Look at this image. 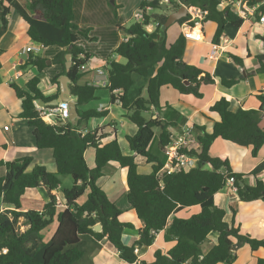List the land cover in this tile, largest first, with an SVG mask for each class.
<instances>
[{"label":"trees","instance_id":"trees-1","mask_svg":"<svg viewBox=\"0 0 264 264\" xmlns=\"http://www.w3.org/2000/svg\"><path fill=\"white\" fill-rule=\"evenodd\" d=\"M74 0H28L21 5L16 0H0V39L8 30V16L14 12L27 25V38L43 49L57 47L61 51L52 59L53 65L63 68L61 75L50 80L59 87L57 79L67 76L71 96L77 102L80 120L75 124L51 125L39 116L34 102H50L58 97L45 96L40 88V76L48 67L46 59L30 55L22 66L36 68L37 75L25 84L24 88L15 83L9 84L14 97L20 101L21 111L18 119L26 122L32 130L35 147L38 150H50L54 160L55 171L49 172L43 165H32L31 157L12 161H1L4 176L0 177V264H85L91 251H95L104 238L118 252L123 264L137 262L136 247H150L158 232L163 231L166 243L174 246L163 253L154 252L151 263L141 264H232L235 252L242 246H248L251 252L264 249V236L260 239L249 234H242L233 222L225 221V211L214 204V196L233 178V187L239 201L249 203L264 200V182L257 177L264 171V161L249 174H238L231 170L226 155L211 157L210 147L217 139L242 148L251 147L252 157H256L264 145V129L259 124L264 117V95L257 92L260 103L257 110H230L229 101L222 97L209 107L210 113L219 116L214 122L212 132L198 129L197 151L187 153L196 156V168L179 171L170 175L157 176L166 161V148L171 142L169 128L171 124L158 118L145 117L151 109H159L160 90L169 87L181 95H191L202 99L201 87L214 84L215 76L183 61L187 38L181 33L169 46L166 35L159 41V33L167 16L160 7V0H145L140 4L143 21L135 22L122 29L126 40L114 50V54L125 60L124 64L115 60L106 62L108 85L99 88L95 85L79 84L86 70L80 67L87 64L91 54L77 45L80 37H88V30H82L73 23ZM222 0H177L168 6L171 12L181 7L196 6L206 11L203 24L216 25L212 44L220 45L225 27L236 29L243 24L229 7L220 9ZM250 6L257 5L256 16L250 22L256 24L264 15V0H248ZM147 8L156 13L149 15ZM188 17L181 18L178 25H183ZM158 24L155 31L148 33L146 27ZM93 40V39H90ZM71 56V67L65 69V56ZM249 56V55H248ZM232 64L243 67V59L229 54ZM256 73L264 75V53L257 55ZM0 62V70H1ZM135 77L145 81V96L142 87L131 95L136 85ZM220 85L231 88L240 82L239 78L220 77ZM109 95V103H118L126 112L125 118L137 127L134 136H127L126 141L133 155H123L116 139L102 144L106 137L103 128H96L85 134L83 124L102 119L107 111L98 112L87 105L97 102L100 91ZM133 98V99H132ZM159 129L157 153L149 151L154 139V129ZM88 149L95 151L94 165L89 168L84 154ZM141 157L151 165L149 174L138 172L136 158ZM116 164L127 171L125 186L126 201L134 211L143 228L138 232V239L132 246L122 240L125 228L119 217L122 211L110 201L100 188L99 182L105 177L104 170L110 164ZM206 166L209 168L207 169ZM70 177L72 186L61 189L64 208H57L56 198L50 193L60 188L61 178ZM253 176L255 185L249 186L245 178ZM242 184V185H241ZM43 188L48 193L46 202L40 211H21V199L26 190ZM86 195L82 204L78 200ZM199 207L200 212L187 218H177L180 211ZM19 221L25 227L20 230ZM56 222L57 227L48 241L43 240L42 231ZM99 224L101 232H94ZM217 234L216 243L206 252L202 244L209 235ZM92 243L90 245V243ZM88 264V263H87ZM90 264V263H89ZM256 264H264V258L257 259Z\"/></svg>","mask_w":264,"mask_h":264},{"label":"crops","instance_id":"crops-1","mask_svg":"<svg viewBox=\"0 0 264 264\" xmlns=\"http://www.w3.org/2000/svg\"><path fill=\"white\" fill-rule=\"evenodd\" d=\"M16 1L21 5H26L28 2V0ZM78 1L81 2L80 7L84 10L88 0ZM75 5L76 0L73 1L74 19H76ZM138 14L133 15V23L128 22L129 19H124L122 15L117 20H114L113 23H111L110 30L105 31L104 35L101 37L102 41L92 43L94 44L93 49H89V51L86 49L85 51L83 47L80 46L84 52H92L96 59L93 58L87 62L85 65L86 72L79 81V84H91L94 79H98L95 69L100 67L105 68L108 60L115 59L116 62H121L120 57L117 55V57H113L114 50L122 41L126 40V35L122 29L128 28L135 22H139L136 19ZM83 15L82 12L81 17L78 18L76 22V25L79 27L84 24L82 20ZM7 20L9 23L8 30L0 39V62L2 66L0 70V108L3 109V111L0 110V162L31 157L33 162L29 169H31L33 165H43L49 172H54L55 166L52 152L50 150H38L35 147L32 130L27 126L25 121L17 118L21 111L20 101L18 99L15 101L13 100L14 93L10 89L9 84L15 83L19 87L24 88L27 81L37 75V70L31 66L22 67L29 56L33 54L25 55L21 53V50L34 45L26 36V23L14 12L8 16ZM92 24L95 27L100 26V23L97 24L95 19H92ZM178 26L179 33L176 36L168 34L169 28L166 30L167 46L171 45L181 33L187 31L186 26ZM227 26V28L225 27L224 36L219 45L220 52H218L213 59H210L209 55L212 45L211 40L216 29L215 24H203L204 39L202 41L195 42L193 40H187L194 45L187 54L186 52L184 53V62L194 65L215 76L213 85L201 87L202 99H197L191 95H181L172 88L163 87L160 90V108L156 110L151 109L150 112L145 114L147 118L152 116L153 118H158L163 122L171 124L169 128L171 137L178 136L186 127L192 128L194 137L199 133L196 128H203L207 133H211L214 122L219 121L220 118L217 114L210 113L209 107L222 97L229 101L230 110L232 112L238 109H259L260 103L255 96L257 92L260 91H262L264 95V75L256 73L257 62L254 57L264 53V26L258 25L257 23L253 24L250 20L244 22L238 29L230 25ZM155 28L156 24H154L153 27L150 24L148 28H146V31L151 33L155 31ZM197 31L198 30L195 29L194 34ZM93 36L95 38L98 35L94 33ZM48 49L49 48L44 49L43 54H46L45 52ZM60 51L61 49L57 48V50H54L50 54L42 55V58H48L52 61ZM39 53L36 55L40 56ZM229 54L242 58L243 67L233 65L229 58ZM186 57L188 61L185 60ZM62 71L63 68L60 65H53L51 62V67H47L43 73L39 75L41 79L40 88L45 96H53L55 94L59 96V87L56 84H51L50 80L57 75H61ZM220 77H224L225 79L239 78L240 82L231 88H225L220 85ZM44 83L47 84L46 88H43ZM138 86L142 87V96H145V81L141 80ZM7 89L12 93L10 94ZM98 97L99 100L94 103L95 108L97 111H107V116L102 119L89 121L86 125L87 129H83L82 131L86 133L96 128H103L106 137L102 140V144L109 143L116 139L123 155H133L129 149L126 137L134 136L137 133V127L125 118L126 112L118 103H109L107 91H100ZM70 100L76 101L72 96ZM89 106L90 104L87 105L86 108H89ZM259 126L264 129V117L260 121ZM4 127H8V130H4ZM155 139V151H152V153L157 152L158 136ZM209 155L211 157L226 155L229 159L231 170L234 173L249 174L264 161V145L259 150L257 156L252 157L251 147L242 148L217 139L211 145ZM94 156L95 151L93 149H88L84 154L86 164L89 168L94 165ZM137 160H139V164H147L144 158L138 157L135 162H137ZM122 170L123 169L119 168L116 164L110 163L104 170L105 177L99 182V186L106 193L110 201L122 211L119 221L122 224L132 225V229L125 228L122 233L124 244L132 246L139 237L138 232L143 228V223L138 220L134 211L127 204L126 186H124V184L122 185L121 180L118 179V177L121 178V176L123 178ZM4 173V168L0 167V177L4 176ZM257 178L264 182V171ZM62 179L60 188L50 193L55 196L57 208L59 210L65 207L61 189L67 188L62 186ZM245 181L249 186L255 185V178L253 176H247ZM47 196L48 193L43 188L26 190L21 199V211H40L44 204L48 202ZM85 196L86 195L78 200L79 205L85 201ZM214 204L225 211V221L228 224L233 222L235 227H239L242 234H249L258 239L264 236V200L243 203L239 201L235 189L226 185L215 194ZM0 209H4V207L0 205ZM199 212V207H192L180 211L175 216L177 218L187 219ZM51 226H54V228L47 236H44L45 230L42 231L43 240L45 242L54 234L57 227L56 222ZM216 240L217 234L209 235L208 240L202 244L201 248L203 253H206L216 243ZM90 242L91 241L88 243ZM91 244L92 243H90V245ZM98 244V248L95 251H91L87 261L88 264H123L119 259L118 252L106 238L98 242ZM173 246L174 242L166 243L164 241L163 231H160L156 234L154 242L150 247H136L135 253L137 255V262L134 264H141L143 261L151 263L154 260V252L156 250L166 253ZM234 252L235 260L232 264H256L257 259L264 258V249L262 248L255 252H251L250 248L245 245Z\"/></svg>","mask_w":264,"mask_h":264},{"label":"built area","instance_id":"built-area-1","mask_svg":"<svg viewBox=\"0 0 264 264\" xmlns=\"http://www.w3.org/2000/svg\"><path fill=\"white\" fill-rule=\"evenodd\" d=\"M172 1L177 0H160L159 3L166 4L169 6ZM186 16L188 17L187 21L183 24L187 27V31L183 32L184 36L187 40H193L195 42H200L204 39L203 36V20L205 19L207 12L201 10V8L196 6L186 7ZM221 9L225 7H229L233 14L236 15L242 22H247L250 19L256 16V11L258 9L257 5L250 6L248 0H222L221 1ZM150 10L147 8V11ZM136 19L139 22L143 21L142 12L136 16ZM258 25L264 26V15L260 16V20L257 22ZM158 24L156 23V26ZM148 28V26L146 27ZM197 29L198 31L194 34V30ZM41 47L37 45H32L30 47L24 48L21 50L22 54H33L36 55L40 52ZM220 52V46L212 44L211 45V52L209 55L210 59H213L217 53ZM86 67L81 66L80 70H85ZM95 73L98 79H94L92 84L97 87H107V76L106 71L102 70L101 68L95 69ZM34 107L38 111L39 116L44 120L46 123L51 125H57L61 122H66L69 118V108L67 103L59 101L56 106H48V107H41L38 106V102H34ZM99 110L98 112H100ZM4 130H8V127H4ZM81 134H85L81 132ZM198 142L196 137H194L193 130L190 127H186L181 134L175 137H171V142L166 148V161L163 167L158 171L157 176L160 177L164 174L170 175L173 173H177L179 171H188L190 169L196 168L197 166V158L196 156L190 155L189 151L198 149ZM234 180L233 178L228 179L226 185L233 187ZM3 209H0L2 212Z\"/></svg>","mask_w":264,"mask_h":264},{"label":"rangeland","instance_id":"rangeland-1","mask_svg":"<svg viewBox=\"0 0 264 264\" xmlns=\"http://www.w3.org/2000/svg\"><path fill=\"white\" fill-rule=\"evenodd\" d=\"M143 1H145V0H104V1H102V0H88V2H86L85 8L83 10L82 7H80L81 2L76 0V5H75L76 6V19H74L73 23L76 25L78 18L81 17V13L83 12L84 15H83L82 20L84 21V24L82 26H80V29L88 30V37L90 39H93V40H90V39H87L85 37H80V40L78 41L77 45L82 46L85 51H86V49L88 51H89V49H93L94 44H92V43L97 42V41L101 42L102 41L101 37L104 35L105 31L110 30L111 23H113L114 20H117L121 15L124 19H129L128 22L133 23V21H134L133 15L140 13L139 7ZM73 9H74V7H73ZM220 9H221V7H220ZM106 12H109V13H106ZM147 13H149V14L156 13V11L148 10ZM92 19H95L97 24L100 23V26L95 27L92 24ZM151 25L153 27L154 23L152 22ZM112 27H114V26H112ZM227 27H229V26H227ZM94 33H96V35H98L95 38L93 36ZM178 33H179V26L177 23H175L169 27L168 34H171L172 36H176ZM34 45H36V44H34ZM193 45L194 44L189 43V41L186 42V48H185L186 54H187V52H189L192 49ZM48 48L49 49L45 52L46 54H43L44 49L41 48V51L39 53L41 57H42V55H47V54L52 53L54 50H57V47H48ZM88 54L92 55V57L90 58L91 60L93 58L96 59V57L94 56V54H92V52H90ZM113 57H117V56L114 54ZM185 60L188 61V58L186 57ZM120 61H121L120 63H122V64L125 63V60L123 58H120ZM49 62H51V61L47 58L46 59V65L48 66V68L51 67V64L49 65ZM100 68L102 70H105L104 67H100ZM141 80H142L141 78L135 77L136 85L131 90V93H130L131 95H134L135 92H137L138 83L141 82ZM46 86H47V84L44 83L43 88H46ZM7 91L10 94L12 93L8 89H7ZM13 98L12 99L14 101L17 100L15 97H13ZM94 107H95L94 103H91L89 106V108H94ZM0 110L3 111V109H1V108H0ZM7 123H9V122H7ZM83 128L87 129L84 124H83ZM159 132H160L159 129H157V128L154 129L155 138L159 135ZM155 138L153 139V142L149 147V151H151V152L155 151V144H156ZM124 150H125V148H124ZM157 152H158V150H157ZM136 163L138 164V172L139 173H141V174H147V173L149 174L150 173V171H151L150 164H143V163L139 164V160H137ZM206 168L208 169L209 167L206 166ZM122 175H123V178L121 176V178L118 177V179H120L122 185L124 184V186H125V179H126V175H127V171L125 169L122 170ZM62 178H61L62 179V186L70 188L72 186L71 178L67 177V176L62 177ZM85 199H86V196H85ZM19 225L21 228L20 230L25 229V227L22 225L21 221H19L18 226ZM53 228H54V226L52 227L50 225L44 231V236H47ZM126 232H128V231H126Z\"/></svg>","mask_w":264,"mask_h":264},{"label":"water","instance_id":"water-1","mask_svg":"<svg viewBox=\"0 0 264 264\" xmlns=\"http://www.w3.org/2000/svg\"><path fill=\"white\" fill-rule=\"evenodd\" d=\"M262 0H258V2H261ZM161 9L164 11L165 15L167 16V19L164 23V25L160 29L159 33V41H162L163 37L165 36L166 30L176 22H178L181 18L186 17V9L184 7H181L178 11L176 12H171L168 9V6L166 4H161L160 5ZM65 69L66 71L69 70L71 67V56L66 55L65 56ZM51 62H49V65ZM59 83V96L47 103H44L43 101H38V106L41 107H48V106H56L59 101L65 102L68 105L69 108V118L67 119L66 122H61L60 124L63 125L65 123H70L71 125H75L79 120H80V115L77 110V102L70 100L71 98V93L69 89V85L71 84L70 79L67 76H61L58 79ZM242 185V184H241ZM102 228L99 224L95 225L93 227L94 232H101Z\"/></svg>","mask_w":264,"mask_h":264}]
</instances>
